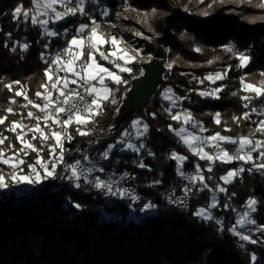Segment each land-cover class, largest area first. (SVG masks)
Wrapping results in <instances>:
<instances>
[{
	"label": "trees",
	"instance_id": "obj_1",
	"mask_svg": "<svg viewBox=\"0 0 264 264\" xmlns=\"http://www.w3.org/2000/svg\"><path fill=\"white\" fill-rule=\"evenodd\" d=\"M125 1L89 2L85 15L70 16L56 24L50 22L51 29L59 35L48 38L39 26L25 24L22 18L14 20L11 15L17 6L31 8V0H0V117H8L5 124L0 125V134L9 138L1 147L10 153L21 147L15 139L16 134L6 129L12 121H19L27 104L22 96H15V91L27 89L28 97L33 101L38 99L35 93L43 91L40 86L45 82L47 64L41 59V54L46 60L55 49L66 47L80 24H90L92 19L101 21L102 8L110 9L108 19L111 22L123 10ZM130 1L138 10L155 8L158 13L168 12L150 23L135 25L151 38L146 42V53L155 55L157 48L165 45L167 50L162 49V55L179 66L168 69L166 82L146 112L132 116L114 133L109 131L115 122L116 109L122 104L132 80L140 76L142 67L136 60L130 63L132 72L122 73L126 84L115 85L107 81L114 90L117 103L104 104L102 115L87 126L92 130V135L79 136L75 125L69 129L74 139L64 143L68 150L65 152V162L73 163L77 159L86 162L83 160L86 154L91 161L100 160L99 168L103 167L104 172L97 171L99 175L131 172L145 199L140 204H134L127 196L120 198L118 195L112 201L100 200L97 189L92 185L80 182L81 187L76 188L74 182L61 181V167H58L55 177L44 180L32 194L26 196H20L13 184L9 183L7 189H0V264H252L253 254L257 257L256 264H264V233L259 232L260 240L251 244L228 231L238 213L246 210L244 206L249 198L258 201L257 212L252 214L257 221L253 229L264 225V170L247 171L252 167L250 163L234 161L215 164L211 173L204 172L206 179L209 176L212 178L207 180L209 186L215 188L221 183L219 177L228 169L241 166L246 169L232 184L226 185L230 199L223 193L218 195L220 205L227 203L229 208L211 210V214L223 222V230L214 220L205 221L193 214L199 207L211 202L212 193L207 189L197 191L199 184L192 191L196 198L188 209L176 208L162 199L165 191L182 192L189 183L177 175L176 161L170 159L171 152L188 157L189 161L184 165L187 175L195 172L197 163L206 169L207 161L193 156L169 130V125L173 128L181 125L165 111L172 104L161 95L167 87H173L177 94L174 98L181 102L172 108V112L187 109L196 122L204 123L207 136L219 132L233 138L250 136L254 140H264V135L255 132L256 122L263 119L259 114L253 113L250 120L232 119L233 116H242L252 107L264 109V98L253 99L248 109L243 107L246 101L240 98L250 95L241 90L240 79L244 74L246 82L256 85L264 78L261 76L264 72V8L258 6L264 2L244 0L237 5L229 0H203L201 6L206 9L207 15L198 17L181 11L174 0ZM64 29L68 30L66 34ZM8 33H11L10 38ZM5 41L8 47L4 46ZM22 43L29 44L27 51L20 50ZM229 44L237 49L236 52H248L251 60L246 68L238 67L239 60L233 57L232 51H227ZM196 45L200 47V52L194 49ZM13 47L17 49L15 52L11 50ZM213 58L216 61L209 63ZM226 65H231L227 77L213 84L223 89L218 94L219 98L199 95V89L210 85L204 77L211 70H219ZM106 66L112 67L110 64ZM182 71L197 74L205 83L202 86L194 81L192 74H182ZM14 81H20V85H14L12 91L4 87ZM12 100L16 102L12 103ZM9 107L13 113L6 112ZM216 113H220L219 125L214 120ZM136 118L143 119L149 125L143 139L145 148L139 154H132L122 152V146L117 145L109 159H102L100 153L108 145L115 144ZM188 126L192 127L191 124ZM193 129L196 131V128ZM10 143L14 144L15 149H9ZM37 145H42L39 139ZM226 146L231 151L236 147L231 144ZM148 152L154 155L150 156ZM42 153L49 157L48 148ZM253 156H257V153H253ZM29 157L30 163L37 158L34 152ZM141 161L147 165L146 168L138 167ZM155 181L160 183L156 184ZM232 193L235 195L232 196ZM148 202L156 206V213L141 211ZM74 203L81 204L82 208L76 209ZM132 209L134 213L131 215ZM244 229L238 228L239 231ZM245 234L250 235L249 232Z\"/></svg>",
	"mask_w": 264,
	"mask_h": 264
},
{
	"label": "snow or ice",
	"instance_id": "obj_2",
	"mask_svg": "<svg viewBox=\"0 0 264 264\" xmlns=\"http://www.w3.org/2000/svg\"><path fill=\"white\" fill-rule=\"evenodd\" d=\"M85 4L86 0H31V8L24 9L23 6H17L11 15L14 20L19 21L22 18L25 23L30 21L33 26H39L44 30V35L48 37H56L59 33L55 30H50L48 28L49 23H56L77 14L85 15ZM58 6L63 10H58ZM258 6L264 8V3ZM102 15L107 16V10H104ZM204 15H207V13H204ZM91 25L90 27L88 24H80L76 29V35H73L67 41L66 47L58 50L50 60H45L44 54H41V59L49 66L45 69V82L40 86L43 91H37L35 95L44 101L43 104L29 99L23 88L15 91V96H22L27 101V105H31L40 113H43V115L37 116L31 111L27 113L28 118L36 121L32 127L27 128V132L24 131L27 126L21 121H12L6 129L16 134L15 139L19 141L21 147L16 149L12 155H7L5 149L0 147V164L7 165L11 169V172L7 174V179L6 174L0 170V189L9 187L8 180L14 184H40L46 179L55 177L58 165H63L65 171L69 172L67 179L74 181L76 188L81 187L79 181L83 178L85 184H91L96 189L106 190L108 194L113 196L118 195L120 198L127 196L133 203L139 201V196L129 189L120 186L121 181L130 178L127 172L121 174L118 179L109 177L108 180H104L96 176L94 180H90L89 175L93 173L94 167L84 168L80 159L75 160L73 163L65 162V152L68 150L65 149L64 143L65 141L71 142L74 139L69 129L75 125L76 134L79 136L86 137L92 135V130L88 129L87 126L94 123L96 117L102 115L104 104L106 102H110L113 105L117 103L114 97V90L108 86L106 81H110L115 85L127 83L118 72L100 63L95 53L99 54L100 60L108 61L115 69H118L119 73H131L132 68L126 65L135 61L137 56H139V52L134 49L131 51H135L136 54L131 55L128 48H122L121 45L124 44L123 40L117 39L115 36L109 37L102 33L99 30L100 25L95 19L91 20ZM67 31V29H64L65 34ZM7 35L9 38L11 37V33ZM135 35L139 36L141 33L137 32ZM109 43L113 50L106 54L104 51H101V46ZM4 46L8 47L7 41H5ZM19 46L21 51H27L29 48L28 43H23ZM45 47L47 48L48 45L45 44ZM11 50L15 52L17 49L13 47ZM196 51H200V49L197 48ZM227 51L231 52L233 48L228 46ZM236 56L239 60L238 67L246 68L250 63L251 57L247 54L237 52ZM118 61H123V63H118ZM209 63L212 62L209 61ZM168 67L171 68L172 64H169ZM59 73H64V75H59ZM226 74V72L210 73L204 79L215 83L217 80L224 79ZM140 75H143V70H141ZM261 76H264V72L261 73ZM200 82L203 83V80ZM240 84L242 91L250 93V95L240 97L241 100L246 101L243 104L245 109L249 108L253 99L260 100L264 98V81H261L260 85L257 86L247 83L245 77H241ZM14 85H20V81L5 84L4 87L12 91ZM72 85H75V87H71ZM222 90L221 87H217L211 91H202L199 95L219 98L218 93ZM161 95L164 100L171 102L172 108L176 107L177 98H174L171 88L165 89ZM232 95L235 96L236 93L233 92ZM11 102L15 103L16 101L12 100ZM172 108H166L165 111L173 121H176L181 126L173 128L172 125H169V130L179 138V141L187 147L193 156L198 157L201 161H207V167L206 169H202L201 165L197 163L194 174L187 175L184 171V162L188 157L180 155L175 151L171 152L170 159L176 161L177 175L189 183L181 190V197L174 198L175 193L173 192V196L168 197V200L170 203L184 205L185 199L189 197L193 189L196 188V185L199 184L200 187L196 188V190L203 191L207 189L211 192V202L206 207H199L193 214L205 221L214 220L220 226V229L223 230V222L216 219L211 214V210L220 206L217 193L225 194L228 199L231 197L227 196L228 189L220 184H217L215 188H211L207 180H211L212 178L209 176L206 179L204 172L211 173L213 165L216 162L230 164L234 161H242L245 164L250 163L252 167L247 169V171L264 170V140H254L250 136L232 138L221 135L219 132L210 136L197 135L188 131L185 126L191 124L193 128H198L201 133L207 131V129L202 124L196 122L190 112L173 113ZM6 112L13 113V109L9 107L6 109ZM116 112H119L118 108ZM253 113L264 115V109L252 107L250 111L244 112L242 116H233L232 119L233 121L250 120ZM152 115L155 116V113ZM7 119V116L0 117V125H4ZM214 120L218 125L221 123L220 113L215 114ZM49 121H51V124L48 123ZM42 122L44 123L43 127H41ZM51 125H57L60 130L52 129ZM18 129L19 131H17ZM45 129H48V131H45ZM148 130L149 125L147 123H144L141 119L133 120L130 129H125L115 144L108 145L107 149L100 153L101 158L104 160L109 159L110 153L117 145L122 146V151L131 150L139 154L145 148V144L141 142L137 145L131 142V139L142 140L148 133ZM227 130L230 131V129ZM255 132L264 135V119L256 122ZM28 133H33L31 140L25 139ZM37 133L38 136L36 135ZM8 139L7 136L0 134V146H3ZM37 139L40 140L42 145L47 144L50 157L48 160H45L40 155L43 148H38L32 143V141ZM49 141H54V143H48ZM223 144L235 145V151L230 152L227 148L223 147ZM206 146H210L216 149V151H205ZM8 147L11 149L14 146L9 144ZM29 151L36 153L37 158L34 163L26 164L22 155L27 156ZM253 153H257V156L254 157ZM148 155L152 156L154 153L148 152ZM83 160L91 164L88 155H83ZM22 165H26L28 169L27 173L24 172V168L21 167ZM138 167L143 169L147 165L141 161ZM95 170L104 172L103 167ZM245 171L246 169L243 166L230 169L225 175L220 176L219 180L223 182V185L232 184ZM154 183L159 184L160 181H155ZM231 195L234 196L235 193ZM257 204L258 201L255 198H249L245 203L246 210L238 215L235 223L228 229L233 235L239 237L241 241L251 244H256L258 241L253 239L251 235L239 231L238 228L244 229L246 225H257V221L251 215L257 212ZM73 207L79 210L82 208V205L74 203ZM155 207L154 204L148 202L144 204L141 211L144 212ZM223 207L224 209H228L229 204L225 203ZM255 230L264 233V225L257 226ZM241 246L243 247V245ZM256 260L257 257L253 254L251 256L252 264H256Z\"/></svg>",
	"mask_w": 264,
	"mask_h": 264
},
{
	"label": "rangeland",
	"instance_id": "obj_3",
	"mask_svg": "<svg viewBox=\"0 0 264 264\" xmlns=\"http://www.w3.org/2000/svg\"><path fill=\"white\" fill-rule=\"evenodd\" d=\"M175 1V3L177 4V6L181 9V11H184V12H188L189 14H191L192 16H198V17H203L204 16V13H206V9L203 7V6H201L202 4H203V0H174ZM229 1H231V2H233V3H236L237 5H241L242 3H243V1L244 0H229ZM263 2H264V0H262ZM89 2H98V0H86V4H85V10H86V6H87V4L89 3ZM58 10H63L62 8H59V6H58ZM104 10H107V12H108V15L107 16H103L102 15V12L104 11ZM110 9L109 8H102L101 9V11H100V14H101V17H102V20L101 21H96L99 25H100V31L102 32V33H104L106 36H115L117 39H121V40H123L124 41V44H122L121 45V47L122 48H128L129 50H130V54L131 55H135L136 53H135V51H131V50H136V51H138L139 52V56H137V58H136V61H138L139 63L140 62H143V61H145V60H150L153 56H154V54H151V53H146V42H148V40H150L151 38L150 37H148L146 34H144L142 31H141V29L137 26V25H135V23H139V24H145V23H147V22H151L154 18H157V17H162V16H165V15H167L168 14V12L167 11H165V12H162V13H158L157 12V10L155 9V8H152L151 10H138L137 8H135L133 5H132V3H131V1L130 0H126L125 1V5H124V8H123V10L122 11H120V12H118L114 17H113V20L111 21V22H109V17H110ZM78 15H80V14H78ZM83 16V15H82ZM42 18H47V17H42ZM23 20V19H22ZM25 23V22H24ZM27 23H30V21L29 22H27ZM27 23H25V24H27ZM50 24V23H49ZM56 24V23H55ZM90 27L92 26L91 25V22H90V24H88ZM48 28L50 29V30H52L51 29V27H50V25H48ZM78 28V27H77ZM76 28V29H77ZM137 32H139V33H141V35H139V36H137V35H135V33H137ZM75 35H76V30H75ZM44 36H47V35H44ZM48 38H50V37H48ZM23 44V43H22ZM161 48L164 50H167V48H166V46L165 45H162L161 46ZM197 48H199L200 49V47L198 46V45H196L195 46V50L197 49ZM113 49H112V46H111V44L109 43V44H105V45H103V46H101V51H104L106 54L108 53V52H111ZM200 51H201V49H200ZM200 51H197V52H200ZM236 53L237 52H235V53H233V57L234 58H237V56H236ZM243 53H245V54H247L248 56H249V54H248V52H246V51H244ZM95 55L97 56V59L99 60V62L100 63H102L101 61H104V60H100V58H99V54L98 53H95ZM113 59H114V57H112ZM214 61H216V58H213L212 60H211V62H214ZM105 62V64L104 63H102V64H104L105 66H106V64L108 65L109 63H108V61H104ZM118 63H123V61H118ZM132 63V62H131ZM169 64H172V67L171 68H169L168 67V69H172L174 66H179V64L177 63V62H169L168 61V65ZM111 65V64H110ZM127 67H130V63L128 64V65H126ZM107 67V66H106ZM109 68H112V70L113 71H116V72H118V74L122 77V73H119V70L118 69H115L114 67H113V65H112V67H109ZM230 70H231V65H226V66H223V67H220V69L219 70H211L210 72H209V74L210 73H216V72H221V73H227L226 75H225V77L224 78H226L227 77V75H228V73L230 72ZM182 74H192V77H193V79H194V81H197L199 84H204L205 82H204V80H203V83H201L200 81H202V78L200 77V76H198L197 74H195V73H193V72H186V71H182L181 72ZM243 77H245V79H246V75L244 74L243 75ZM223 80V79H222ZM218 81H221V80H217L216 82H218ZM260 81H264V78H262V79H260ZM210 82V81H209ZM215 82V83H216ZM106 83H107V81H106ZM215 83H212V82H210V85L209 86H205L204 88H202V89H199L198 90V92L200 93V92H202V91H211L212 89H214V88H216L213 84H215ZM248 83V82H247ZM253 84V83H252ZM254 85H256V84H254ZM260 85V84H259ZM259 85H257V86H259ZM99 86V85H98ZM203 86V85H202ZM168 88H171L172 89V92L174 93V97H176V93H175V91H174V88L173 87H167L166 89H168ZM23 90L26 92V94L28 95V92H27V89H25V88H23ZM219 94V93H218ZM204 97H212V96H204ZM181 101L179 100V99H177V103H176V105L177 104H179ZM172 106V105H171ZM172 108V107H171ZM260 116H262V118L264 119V115H260ZM136 119H141V118H136ZM142 121H143V119H141ZM20 121V120H19ZM24 125H26L27 127L24 129V131L25 132H27V128L28 127H32L34 124H32L31 122H29V121H21ZM144 122V121H143ZM186 128H187V130L188 131H190V132H193V133H195V134H197V135H201V134H199L198 132H196L195 131V129H193L192 127H189L188 125H186L185 126ZM47 129H45V131H46ZM54 130H60V129H54ZM17 131H19V129L17 130ZM221 134V133H220ZM32 135H33V133H28L27 134V136L25 137V139H28V140H31V137H32ZM37 136H38V133L36 134ZM133 135H134V133H133ZM221 135H223V134H221ZM202 136V135H201ZM224 136H226V135H224ZM229 137V136H228ZM145 138V137H144ZM144 138H142V140H140V141H137V140H135V139H131V142H133V143H136L137 145H139V143H141V142H143L144 144H145V141L143 140ZM233 138V137H232ZM32 143H34L38 148H41L42 147V145H41V147H39L38 145H37V140H34V141H32ZM11 145H13L14 146V144L13 143H10ZM46 145V148H48L47 147V144H45ZM1 147V146H0ZM223 147H225V148H227L230 152H234V151H231L230 149H229V147L228 146H226V144H223ZM43 148V147H42ZM5 149V148H4ZM11 149H15V146L13 147V148H11ZM143 150V149H142ZM141 150V151H142ZM5 151H6V154L7 155H12V152L10 153L9 152V150L7 149H5ZM205 151H208V150H206L205 149ZM122 152H124V153H132V154H136V153H134V152H132L131 150H123ZM209 152H211V151H209ZM33 154V152H31V151H29V153H28V155L27 156H23L22 155V158L26 161V164H28V163H30V161H31V159H30V157H29V155H32ZM40 155L45 159V160H48L50 157H46L42 152L40 153ZM181 155V154H180ZM189 161V159H187L185 162H184V165H185V163L186 162H188ZM215 164H221L222 165V163H219V162H216ZM215 164L213 165V166H215ZM21 167H23L24 168V172L25 173H27L28 172V169H27V167H26V165H22ZM58 167H60V165H58ZM58 167H57V169H58ZM230 169H236V168H230ZM230 169H228V170H230ZM0 170H2L5 174H6V179H7V174L8 173H10L11 172V169H9L8 168V166L7 165H2V164H0ZM227 170V171H228ZM226 171V172H227ZM226 172L225 173H223L222 175H225L226 174ZM41 173H42V170H41ZM44 182V181H43ZM42 182V183H43ZM8 183H10V184H13V188H15V189H17L18 190V192H19V194H20V196H26V195H29V194H32L33 192H34V190L39 186V185H41L42 183H40V184H23V183H21V184H14V183H12L10 180H8ZM220 185H222V186H224V187H226V185H223V182L221 181V183H220ZM7 189V188H6ZM218 195H219V193H217V198H218ZM219 200V199H218ZM134 212H133V209H132V212H131V215L133 214ZM144 213H146V214H154V213H156V207L155 208H152L151 210L149 209V210H147V211H144ZM212 213V212H211ZM240 213H242V212H239L238 213V215L240 214ZM253 214V213H252ZM251 214V215H252ZM106 215L104 214V217H105ZM237 218H238V216H237ZM252 218H254L253 217V215H252ZM246 226H249V227H247L246 229H244V230H240L241 232H249L250 233V235L252 236V238L253 239H256V240H260L259 238H260V236H259V232H257L255 229H253V226L254 225H246ZM252 229V230H251Z\"/></svg>",
	"mask_w": 264,
	"mask_h": 264
},
{
	"label": "water",
	"instance_id": "obj_4",
	"mask_svg": "<svg viewBox=\"0 0 264 264\" xmlns=\"http://www.w3.org/2000/svg\"><path fill=\"white\" fill-rule=\"evenodd\" d=\"M161 50L160 46L150 60L140 62L143 75L132 80L110 133H114L132 116L144 114L146 108L154 102L159 89L166 82L168 72V60L162 55Z\"/></svg>",
	"mask_w": 264,
	"mask_h": 264
},
{
	"label": "built area",
	"instance_id": "obj_5",
	"mask_svg": "<svg viewBox=\"0 0 264 264\" xmlns=\"http://www.w3.org/2000/svg\"><path fill=\"white\" fill-rule=\"evenodd\" d=\"M229 46H231L233 48V51H232L233 53H235L237 51V49L232 44H229ZM62 48H64V47L55 49L53 52H51L50 54H48V56L46 57V60H50L51 57L54 56L57 53V51L60 50V49H62ZM48 66L49 65L47 64V67ZM59 75H64V73H59ZM71 87H75V85H72ZM81 91H82V89H81ZM54 95H55V93H54ZM29 99H31V98L29 97ZM35 102L36 103H40V104H43L44 103V101L42 99H40V98H38ZM29 111L33 112L37 116H42L43 115V113H40L37 109L33 108L32 106H30V107L27 106V107H25L22 110L21 115L19 117V120L20 121H29L32 124H35L36 121L34 119H30V118L27 117V113ZM185 111L189 112L185 108L180 109L178 112H185ZM48 123L51 124V121H49ZM199 124H202L203 127L206 129V126L204 125V123L199 122ZM43 126H44V123L42 122L41 123V127H43ZM51 127H52V129H59V127L57 125H51ZM46 131H48V129ZM196 131L199 134H201L202 136H207V134H206L207 131L201 133V132H199V129L198 128H196ZM42 147H43V151H45L46 145L44 144V145H42ZM205 149L208 150V151H211V152H215L216 151V149H214V148H212L210 146H206ZM100 164H101L100 160L91 161V164H89L88 162H82V165L84 166V168L94 167L93 173L89 175V179L90 180H94V178L96 176H99L101 179H104V180H108L109 177H113V179H118L119 176L121 174H123V173H119V174L118 173H110V174H107V175H99L95 169H98L100 167ZM60 167H61L60 180L63 181V182H74V181H70L69 179H67V176L69 175V172L65 171L63 165H60ZM127 173L129 174V177L130 178L127 179V180L121 181L120 182V186L129 189L135 195L139 196L140 197L139 201L135 202L134 204H140V203H142L144 201L145 195L142 192V190L140 188V185H139L138 181L136 180L135 175L133 173H131V172H127ZM191 174H194V173H191ZM191 174H189V175H191ZM80 182L81 183H84L83 178L81 179V181H79V183ZM86 185H91V184H86ZM114 187H115V185H114ZM174 193H175V197L174 198H178V197H181L182 196V192H174ZM171 196H173V191L167 190V191H165L162 194V199L166 203L171 204V205H173V206H175L176 208H179V209H188V208H190L191 207V204H192V202L194 200V198H196V195L195 194L190 193L189 197H187L185 199L184 205H180V204L170 203L169 200H168V197H171ZM115 197L116 196H113L111 194H108L106 192V190L97 189V198L100 199V200H109V201H112ZM127 198L129 200H131L129 197H127ZM206 206L207 205L204 204L203 207H206ZM244 208H245V206H244ZM217 209L219 211H221L223 209V206L220 205Z\"/></svg>",
	"mask_w": 264,
	"mask_h": 264
}]
</instances>
